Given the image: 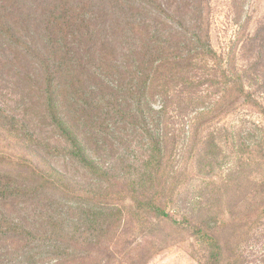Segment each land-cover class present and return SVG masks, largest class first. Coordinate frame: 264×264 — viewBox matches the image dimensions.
Returning <instances> with one entry per match:
<instances>
[{
    "label": "trees",
    "instance_id": "trees-1",
    "mask_svg": "<svg viewBox=\"0 0 264 264\" xmlns=\"http://www.w3.org/2000/svg\"><path fill=\"white\" fill-rule=\"evenodd\" d=\"M207 7L208 0H0L2 64L22 88L25 114L37 115L57 137L52 144L29 135L26 144L14 126L18 143L38 162L0 151V251L30 254L28 264H44L46 257L54 264H102L103 258L112 264L119 245L114 240L133 224L152 241L127 251V264H147L157 247L167 246L165 227L192 229L206 251L204 264H237L227 254L225 223L211 226L187 217L179 222L168 212L183 194L184 178L147 120V112H154L150 101L159 95L166 124L170 108L177 117L196 113L191 122L197 130L186 149L196 151L200 165L214 168L242 155L236 176L210 181L216 196L211 206L221 202L222 191L234 202L239 192L256 205L253 226L258 223L264 216V137L251 146V134L243 137L228 127L197 137L210 114L248 107L264 119V18L245 41L241 63L236 50L224 56L213 48ZM212 95L218 96L214 103ZM128 127L129 139L145 134L144 170L120 177L103 159L127 143ZM58 157L77 164L96 187L74 186L54 166ZM183 162L179 169L190 163L186 157ZM250 168L258 173L247 175ZM69 203L83 212V234L66 230ZM24 206L39 207L33 211L44 218L40 225H31Z\"/></svg>",
    "mask_w": 264,
    "mask_h": 264
},
{
    "label": "rangeland",
    "instance_id": "rangeland-1",
    "mask_svg": "<svg viewBox=\"0 0 264 264\" xmlns=\"http://www.w3.org/2000/svg\"><path fill=\"white\" fill-rule=\"evenodd\" d=\"M206 17H208L210 24V40L215 51L226 56L231 50H236L238 59L243 63L241 49L247 38L255 34L264 18V0H208ZM2 62L6 64L0 53V151L6 154L28 155L30 159L38 162L34 154L27 152L21 142L18 143L19 140L13 131L14 126L20 130L19 133L23 137H26V144L30 143L29 135H34L42 141H50L52 144H56L57 137L50 131V128L42 125L37 115L35 116L32 112L25 114V109L21 105V103L24 104L22 101V88H17L12 83L17 78L13 77V72L7 75L9 68L6 65L4 66ZM206 88V86L203 87V89ZM212 96L210 100L214 103L218 96ZM150 102L154 112H147V120L151 124L152 133L163 138L165 149L169 151L168 154L172 153L174 167L182 173V178H184L183 194L181 197H177V204L171 206L168 212L179 222H183L184 217H187L195 222L204 220L211 226L225 223L223 226L225 227L224 237L229 241L228 249H230L227 253L228 256L235 261L237 260V264H264V216L253 226V217L257 215L256 205H251L239 192L234 202L232 201V194L228 195L222 191L219 196L222 199L221 202L217 206H211L216 203L214 200L216 196L212 193L210 181L217 179L221 184L223 179H228L232 175L236 176L235 169L238 168L240 165L238 162L243 160L244 157L233 155L232 159L221 160L214 168L208 164L200 165L196 151L194 153L187 152L191 137L194 131L197 130L191 122L196 113L187 111L184 114L186 116L177 117L178 113L170 108L167 115L169 121L166 124L164 114H159L162 111V100L159 95H156ZM206 120L208 122L199 127L197 140L216 127H228L235 130L234 132L237 134L242 132L243 137L251 134L254 138L251 140V146H254L255 139L260 140L264 137V119L259 113L248 107H243L232 113L210 114ZM28 121H31V123ZM22 123L26 126H23ZM123 126L127 125L123 124ZM130 129V127L127 128L124 136L130 132ZM219 133L221 135L225 134L224 131ZM143 135L145 136L143 132H140L131 139L125 136L127 143L117 145L119 150L116 151V156L104 157L103 160L107 164L114 166L115 173L118 176H130V174L136 176L139 171L144 170L142 164L145 162V143L147 141L144 140ZM9 144L12 145L8 147ZM192 150H194V147ZM185 157L187 162L190 163L187 164V167L184 166L179 169L180 166L184 165ZM52 162L56 168L67 175L74 186L79 185L81 189L89 188L91 190L96 187L97 184L94 179L73 161L58 157L53 159ZM239 170L242 169L239 168ZM246 173L255 176L258 171L250 168L246 170ZM238 188L239 184L237 183L235 189ZM252 190L253 188L250 192ZM241 191H244V189ZM75 205L69 203L65 215L67 220L66 230L71 236L79 232L83 234L87 230L83 212ZM29 207H22L24 214L30 216L32 226L40 225L44 218L38 216V211L36 213L33 211L39 210V207L36 209ZM232 211L235 212L233 215ZM133 226V224H130L128 232H126L127 230L122 231L119 235L120 240H114V242L118 241L119 245L117 246V259L112 264H127L131 257L127 251L152 241L150 238L145 240V237H142L143 235L139 234L138 231L136 232ZM149 235L153 236L150 233ZM165 235H170L171 238L168 245L163 244L162 249H160V246L157 247L158 252L147 264L205 263L206 251L192 229L178 231L165 227L162 228V236ZM77 236L81 238L80 235ZM90 239L89 237L87 241ZM149 245L147 244V246ZM104 248L109 249V244L105 243ZM37 252L35 251L33 255ZM29 256L30 254L26 255L19 250L9 248L0 251V264H28ZM95 258L100 260L98 256H95ZM51 260V258L46 257L44 264H54V261ZM105 260L106 258L102 259V264H105Z\"/></svg>",
    "mask_w": 264,
    "mask_h": 264
}]
</instances>
